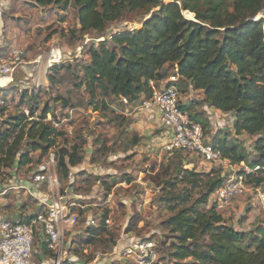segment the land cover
Here are the masks:
<instances>
[{"label":"trees","instance_id":"trees-1","mask_svg":"<svg viewBox=\"0 0 264 264\" xmlns=\"http://www.w3.org/2000/svg\"><path fill=\"white\" fill-rule=\"evenodd\" d=\"M32 3L77 9L81 32H97L99 37H105L103 33L111 23L137 16L141 28L114 33L98 47H89L90 61L83 65L79 85H84L92 98L100 90L104 98L116 97L137 104L151 96L150 81L175 75L181 99L184 100L182 93L200 92L202 99L197 100L198 105L231 115L227 126L233 129L236 140L216 144L232 164L244 162L251 169L259 167L253 173L242 172L246 173L247 183L250 179L255 186L264 184V17L256 20L264 12V0H32ZM186 11L194 14V19L187 18ZM64 68L54 65L53 70ZM50 80L54 81L53 75ZM195 104L196 101L184 103V108L194 121L202 124L191 112ZM98 109L96 104L95 110ZM34 113L35 107H31V116L20 113L0 122V182L16 162L23 166L34 162L38 152L45 155L62 135L56 127L41 121L47 118L49 109L43 111L41 120H29ZM242 134L255 137L254 157L242 148L239 141ZM175 151L179 162L171 177L158 182V186H164L163 200L173 212L163 223L175 239L170 245V256L178 262L193 259V264H264L263 225L250 232L239 231L226 222L214 204L207 211L202 210L224 183L223 170L214 167L209 172H199L185 168L181 156L182 152H188ZM82 160L76 146L59 151L60 180L69 178L71 169ZM194 190H198L195 199ZM87 229L88 237L81 241L83 246L97 243L99 236L107 234L104 221ZM74 251L77 253L79 249Z\"/></svg>","mask_w":264,"mask_h":264},{"label":"rangeland","instance_id":"rangeland-1","mask_svg":"<svg viewBox=\"0 0 264 264\" xmlns=\"http://www.w3.org/2000/svg\"><path fill=\"white\" fill-rule=\"evenodd\" d=\"M9 4L5 15L14 16L12 20L16 26L24 28L20 39H16V47L26 50V63L24 68L21 69L22 65L18 69L21 71L17 77L20 85L11 86L13 82L0 89V98L5 100L0 103V122L20 113L31 116V107H35V113L29 120H41L43 111L49 109L47 118L41 121L50 123L62 135L57 137L48 154L54 152L58 157L63 148H78L82 162L71 169L69 178L61 181L62 191L67 190L77 203L73 211L80 214L75 228L79 236L69 249L71 261L124 264L117 253L113 255L116 248L130 239L151 238L158 245L162 264H193V259L178 262L170 256V245L175 239L163 225L173 212L164 202V186H158V182L169 179L179 162L178 151L170 148V137L164 134L162 127L149 121L151 115L136 109V104L116 97L104 98L100 90L92 98L86 87L79 85L83 65L90 61L89 47H98L114 33L141 28L140 19L131 16L113 22L103 33L105 37H99L97 32H81L75 8L41 7L32 0H10ZM184 14L194 19V14ZM54 65L65 68L54 72ZM51 75L54 81L50 80ZM182 95L184 98L190 94ZM191 101H196L191 112L205 125L206 137L211 142L236 140L233 129L227 126L231 119L228 115H217L214 110L210 111L213 115L209 114L197 104V99ZM96 104L98 110H95ZM254 140L255 137L246 134L239 138L250 157L255 156ZM36 155L39 159L41 153ZM181 157L188 169L209 172L214 167L219 168L189 153L182 152ZM232 167V170L223 169L225 178L251 169L244 162L232 164ZM193 192L195 199L198 190ZM212 204L210 199L202 210L207 211ZM217 210L239 231L250 232L257 226H264V184L255 186L249 179L239 196ZM98 214L107 215L111 220L107 234L99 236L97 243L83 246L82 238H87L89 232L88 218ZM75 249L79 252L75 253Z\"/></svg>","mask_w":264,"mask_h":264},{"label":"built area","instance_id":"built-area-1","mask_svg":"<svg viewBox=\"0 0 264 264\" xmlns=\"http://www.w3.org/2000/svg\"><path fill=\"white\" fill-rule=\"evenodd\" d=\"M6 5L5 0H0V22ZM25 56L26 50L21 47H13L7 55L0 56V79L9 78L10 83L18 69L22 65L21 69L24 68ZM177 81L175 75L158 82L150 81L152 93L143 100L142 109L160 115L165 133L171 136V149H182L222 170H232L230 160L224 158L217 144L206 137L204 126L194 121L184 108ZM9 83L0 84V88ZM0 103H4L1 98ZM48 152L24 166L16 162L10 174L0 182V264H64L71 261L69 249L79 236L75 228L80 214L73 211L77 203L67 190L62 191L58 157L54 152ZM258 169H249L247 173ZM246 181V173L225 178L212 194V203L217 209L227 205L244 191ZM25 195L28 198L25 199ZM103 217L101 214L89 216L87 228L98 227L103 221L109 227L111 220ZM115 253L124 264H162L158 245L151 238L130 239L116 248L113 255ZM78 263L85 264L76 259L75 264Z\"/></svg>","mask_w":264,"mask_h":264},{"label":"crops","instance_id":"crops-1","mask_svg":"<svg viewBox=\"0 0 264 264\" xmlns=\"http://www.w3.org/2000/svg\"><path fill=\"white\" fill-rule=\"evenodd\" d=\"M7 5H6V12L9 8V3H10V0H5ZM5 12V13H6ZM11 18H8L6 15H4V17L2 18L1 22H0V56H5L8 54V52L13 48V47H16V44H17V40L20 39V35L23 33L24 31V28H21V27H18L16 26L15 22L12 20L14 18V16H10ZM17 39V40H16ZM21 71H18L17 74L12 77V81L8 84V85H11L13 82V84L11 86H19L20 84L17 83V77H18V74H20ZM11 78V77H10ZM11 80V79H10ZM190 95L188 97H184V103H189L191 100H193L194 98L197 99V100H200L202 99V93L200 92H194V91H191L189 93ZM192 99H191V98ZM183 100V99H182ZM127 102V101H125ZM142 101H138L137 104H136V109H140L142 112H144L147 116L151 115L152 118L149 119V121H151V123L153 125H157L159 127H162L163 130H164V134L166 136H169L171 137L169 134L165 133V129L164 127L161 125L160 123V115L153 111H147V110H143L142 107ZM138 107V108H137ZM203 107V106H202ZM202 110L204 112H207V113H211L210 112V109L209 108H206V107H203ZM215 110V113L218 115L219 113L220 114H224V115H228V117H230L231 115L230 114H227V113H223L221 112L220 110H217V109H214ZM212 114V113H211ZM209 116V115H208ZM209 118V117H208ZM211 118V117H210ZM152 119H155L154 122H152ZM223 139V138H222Z\"/></svg>","mask_w":264,"mask_h":264},{"label":"bare ground","instance_id":"bare-ground-1","mask_svg":"<svg viewBox=\"0 0 264 264\" xmlns=\"http://www.w3.org/2000/svg\"><path fill=\"white\" fill-rule=\"evenodd\" d=\"M189 12V11H186ZM190 13V12H189ZM191 14V13H190ZM193 15V14H192ZM10 79L9 78H2L0 79V84L1 85H6L7 83H9Z\"/></svg>","mask_w":264,"mask_h":264},{"label":"water","instance_id":"water-1","mask_svg":"<svg viewBox=\"0 0 264 264\" xmlns=\"http://www.w3.org/2000/svg\"><path fill=\"white\" fill-rule=\"evenodd\" d=\"M263 16H264V14H261V15L259 14V15L257 16L256 20L261 19Z\"/></svg>","mask_w":264,"mask_h":264}]
</instances>
